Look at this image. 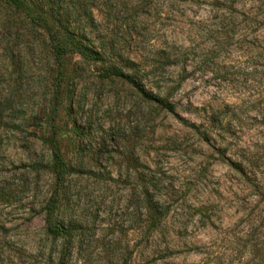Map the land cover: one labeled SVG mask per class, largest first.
Listing matches in <instances>:
<instances>
[{
	"label": "rangeland",
	"instance_id": "1",
	"mask_svg": "<svg viewBox=\"0 0 264 264\" xmlns=\"http://www.w3.org/2000/svg\"><path fill=\"white\" fill-rule=\"evenodd\" d=\"M141 7L139 36L120 37L173 113L76 55L59 91L50 57L22 42L5 58L0 30L4 115L27 121L0 133V264H53L43 208L59 186L39 139L54 120L68 165L57 214L81 227L75 259L264 264V0ZM213 117L230 134L206 141Z\"/></svg>",
	"mask_w": 264,
	"mask_h": 264
},
{
	"label": "trees",
	"instance_id": "2",
	"mask_svg": "<svg viewBox=\"0 0 264 264\" xmlns=\"http://www.w3.org/2000/svg\"><path fill=\"white\" fill-rule=\"evenodd\" d=\"M146 0H0V30L6 39L5 58L15 56L18 43L27 42L41 56H49L58 76L59 91L66 74V59L76 55L83 64L99 66L102 77L118 79L132 86L144 99L153 102L170 113L175 105L162 99L144 85L146 69L133 61L120 35L139 36L144 18L139 17ZM132 9H129V5ZM133 26L132 29L130 26ZM165 60H170L165 57ZM169 64L171 61H169ZM165 63V70H166ZM5 100L0 101V133L23 131L24 117H5ZM9 108V107H8ZM213 117L208 128L199 134L204 140L213 135L222 138L230 134L229 119ZM196 128V127H194ZM49 136L39 139L50 151L49 170L59 186L43 208L45 234L55 245L53 264H89L75 259L80 225L65 221L58 216L57 206L62 195L68 165L60 149L55 120L48 126ZM26 145L25 148H27ZM63 187V188H62ZM150 203V202H149ZM152 209V220H159L157 210Z\"/></svg>",
	"mask_w": 264,
	"mask_h": 264
}]
</instances>
